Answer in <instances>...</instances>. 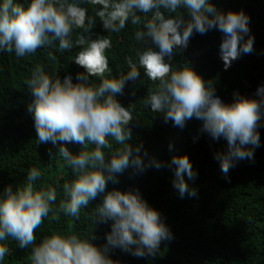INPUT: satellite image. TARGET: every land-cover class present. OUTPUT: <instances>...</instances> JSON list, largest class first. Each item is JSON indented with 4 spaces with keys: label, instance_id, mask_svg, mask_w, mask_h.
Listing matches in <instances>:
<instances>
[{
    "label": "clouds",
    "instance_id": "1",
    "mask_svg": "<svg viewBox=\"0 0 264 264\" xmlns=\"http://www.w3.org/2000/svg\"><path fill=\"white\" fill-rule=\"evenodd\" d=\"M97 20L109 34L120 33L126 24L135 28L134 51L123 58L127 70L116 77L106 55L113 46L110 35L93 38L91 29ZM213 28L223 34L218 56L225 70L241 54L253 51L248 14L243 9L221 10L212 0H0V52L23 58L41 46L57 51L78 46L72 59L84 70L73 82L72 75L61 78L37 63L25 78L37 141L57 147L71 179L62 185L37 186L41 171L30 167L22 184L15 189L6 185L0 191V264L10 253L9 240L20 248L30 247V264H120L110 257V249L151 257L162 240L172 238L159 212L139 190L105 191L106 183H115L125 169L142 172L149 164L161 166L155 159L146 163L140 146L128 143L133 108L116 98L126 82L139 78L140 69L152 84L142 100L144 108L161 113L176 127L198 119L200 131L226 141L225 150L213 157L223 174L234 161L252 159L260 146L257 122L264 114V84L252 97L234 91L226 103L189 63L171 64L173 51L185 49L193 32L203 35ZM68 142L82 149L72 153L65 147ZM168 166L180 197L195 196L187 182L196 175L188 156L173 153ZM98 194H103L100 203L85 215L91 224L110 222L103 245L92 242L91 232L71 229L53 231L36 243L34 229L42 218L51 214L56 220L62 214L78 220Z\"/></svg>",
    "mask_w": 264,
    "mask_h": 264
},
{
    "label": "trees",
    "instance_id": "2",
    "mask_svg": "<svg viewBox=\"0 0 264 264\" xmlns=\"http://www.w3.org/2000/svg\"><path fill=\"white\" fill-rule=\"evenodd\" d=\"M212 3L224 11L243 9L248 14L253 51L241 54L225 70L218 56L223 34L213 28L203 35L193 32L185 49L173 51L171 64L189 63L205 82L212 83L215 95L226 103L231 102L234 91L252 97L257 86L264 84V0H212ZM85 7L91 11L90 6ZM134 30V26L126 24L120 33L109 34L98 20L91 29L93 38L110 35L113 46L106 55L113 77L127 70L123 58L134 51ZM78 50V46L60 51L41 46L23 58L0 52V191L6 185L15 189L22 184L30 167L41 171L37 186L62 185L71 179V171L58 157L57 147L37 141L28 111L32 96L24 81L39 63L61 78L72 75L75 82L77 73L84 71L72 59ZM139 71V78L126 82L122 94L116 98L122 106L133 108L128 143L140 146L146 163L155 159L161 166L149 164L142 172L125 169L116 176L115 183H106L105 191L139 190L159 212L172 238L162 240L156 255L151 257H134L119 248L110 249V257L120 264H186L182 259L186 256L208 264H264V114L257 122L260 146L254 149L252 159L234 161L225 175L213 157L225 150L226 141L213 140L200 131L202 121L198 119H189L182 128L176 127L171 120L165 122L161 113L144 108L142 100L152 84L144 77L143 70ZM65 147L72 153L82 149V145L71 142ZM173 153L188 156L196 175L187 182L196 190L195 196L185 194L181 198L173 188V171L168 166ZM105 158L108 159L107 152ZM102 195L98 194L81 210L78 220L62 214L56 220L51 219V214L42 218L41 225L34 229L36 243L53 231L71 229L83 234L91 232L92 242L103 245L110 222L91 224L85 215L100 203ZM8 246L10 253L3 264H30V247L20 248L14 240H9Z\"/></svg>",
    "mask_w": 264,
    "mask_h": 264
},
{
    "label": "rangeland",
    "instance_id": "3",
    "mask_svg": "<svg viewBox=\"0 0 264 264\" xmlns=\"http://www.w3.org/2000/svg\"><path fill=\"white\" fill-rule=\"evenodd\" d=\"M188 257L186 256V257H183L182 259H183V261L186 263V264H208L209 262L208 261H203V260H201V261H203V262H200V261H198V260H200V259H198V258H195L194 259V257H192V258H188ZM196 259H198V260H196ZM191 261V262H190Z\"/></svg>",
    "mask_w": 264,
    "mask_h": 264
}]
</instances>
